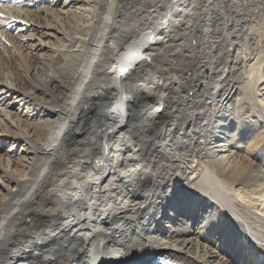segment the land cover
Masks as SVG:
<instances>
[{
    "label": "bare ground",
    "instance_id": "1",
    "mask_svg": "<svg viewBox=\"0 0 264 264\" xmlns=\"http://www.w3.org/2000/svg\"><path fill=\"white\" fill-rule=\"evenodd\" d=\"M22 2L0 264H264V0Z\"/></svg>",
    "mask_w": 264,
    "mask_h": 264
},
{
    "label": "rangeland",
    "instance_id": "2",
    "mask_svg": "<svg viewBox=\"0 0 264 264\" xmlns=\"http://www.w3.org/2000/svg\"><path fill=\"white\" fill-rule=\"evenodd\" d=\"M5 1V0H4ZM11 0H9V2H10ZM23 0H20V2L19 3H17V0H15V3L17 4L16 6H22L23 5V2H22ZM1 4V3H0ZM11 4V3H10ZM22 4V5H21ZM12 5V4H11ZM21 25V24H20ZM8 26V24H7V22L5 23V26H4V28L2 27V24H0V34H2V32H6V28L5 27H7ZM2 27V28H1ZM23 27V25L22 26H20V28L19 29H21ZM24 31H25V28H24ZM25 33V34H24ZM24 33H17V31H14V32H11V35L10 36H13V38H15L16 40H20V37H21V34H23V35H25V37H28L31 33H29V32H24ZM2 38V37H1ZM37 40H39L40 38L38 37V38H36ZM41 40H42V38H41ZM2 41H6V39H4V38H2ZM40 41V40H39ZM39 41H37V42H39ZM44 41H46V44L42 41L41 42V44H43V45H46L45 47H46V51H47V54L49 55L51 52H49L50 51V48L52 47V45H53V43H52V45L50 44L49 45V41L48 40H45L44 39ZM24 44H25V41H23L22 43H21V45H20V48H22V50L19 52V56L22 58L23 57V54H24ZM14 56H13V55ZM17 58V57H16ZM16 58H15V54L14 53H11L9 56H8V59L11 61V62H14V64L17 66V64H19V63H17V61H16ZM23 59V58H22ZM28 61H29V59H28ZM23 62H24V64H26L27 65V62L23 59ZM175 74H177V73H175ZM177 76V75H176ZM26 111H27V109L25 108L24 109V111H23V115H25L26 114ZM8 120H9V122L10 123H12L11 121H10V116H9V118H8ZM1 139V138H0ZM19 148V147H18ZM18 148L16 149V152H17V150H18ZM21 148V147H20ZM6 151H12L11 150V147L9 146V143H7V142H2V141H0V153L1 154H4ZM19 154H21V149L19 150ZM22 155H25V153H22ZM27 165L28 164H30L31 162L30 161H27V160H25L24 161ZM0 195H1V189H0Z\"/></svg>",
    "mask_w": 264,
    "mask_h": 264
},
{
    "label": "snow or ice",
    "instance_id": "3",
    "mask_svg": "<svg viewBox=\"0 0 264 264\" xmlns=\"http://www.w3.org/2000/svg\"><path fill=\"white\" fill-rule=\"evenodd\" d=\"M20 2V0H17V3H19ZM0 15H2V14H0Z\"/></svg>",
    "mask_w": 264,
    "mask_h": 264
},
{
    "label": "water",
    "instance_id": "4",
    "mask_svg": "<svg viewBox=\"0 0 264 264\" xmlns=\"http://www.w3.org/2000/svg\"><path fill=\"white\" fill-rule=\"evenodd\" d=\"M161 264H164L163 262H161ZM166 264V263H165Z\"/></svg>",
    "mask_w": 264,
    "mask_h": 264
}]
</instances>
